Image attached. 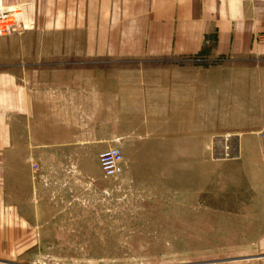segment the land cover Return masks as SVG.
Wrapping results in <instances>:
<instances>
[{
	"label": "crops",
	"instance_id": "obj_1",
	"mask_svg": "<svg viewBox=\"0 0 264 264\" xmlns=\"http://www.w3.org/2000/svg\"><path fill=\"white\" fill-rule=\"evenodd\" d=\"M45 32L49 51L0 59V264L39 247L57 189L117 146L121 107L147 104L163 202L247 205L264 250V0H45L41 49ZM121 62L137 66L102 67Z\"/></svg>",
	"mask_w": 264,
	"mask_h": 264
},
{
	"label": "rangeland",
	"instance_id": "obj_2",
	"mask_svg": "<svg viewBox=\"0 0 264 264\" xmlns=\"http://www.w3.org/2000/svg\"><path fill=\"white\" fill-rule=\"evenodd\" d=\"M0 7H18L22 12L18 26L0 35V59L17 52L50 50L46 32L43 49L38 45L45 0H0ZM116 66L137 64L102 65ZM147 105L120 109L121 137L116 147L123 156V171L104 177L98 157L95 162L83 157L89 177L73 179L71 197L57 189L48 205L55 217L41 228L39 247H26L9 262L264 264V250L255 247L256 214L247 205H232L228 213L221 202L211 207L206 195L181 199L179 204L163 202V117L159 107ZM62 173H54L55 178L62 179Z\"/></svg>",
	"mask_w": 264,
	"mask_h": 264
},
{
	"label": "built area",
	"instance_id": "obj_3",
	"mask_svg": "<svg viewBox=\"0 0 264 264\" xmlns=\"http://www.w3.org/2000/svg\"><path fill=\"white\" fill-rule=\"evenodd\" d=\"M22 19V12L18 7L4 10L0 7V35L12 32ZM262 149L264 153V130L261 131ZM99 166L104 177H114L121 173L123 156L117 147H108L98 155Z\"/></svg>",
	"mask_w": 264,
	"mask_h": 264
},
{
	"label": "water",
	"instance_id": "obj_4",
	"mask_svg": "<svg viewBox=\"0 0 264 264\" xmlns=\"http://www.w3.org/2000/svg\"><path fill=\"white\" fill-rule=\"evenodd\" d=\"M246 257H250V256H246ZM242 258H245V257H242Z\"/></svg>",
	"mask_w": 264,
	"mask_h": 264
}]
</instances>
